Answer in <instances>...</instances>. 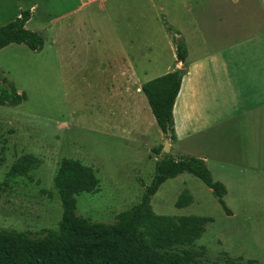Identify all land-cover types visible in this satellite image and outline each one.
I'll return each instance as SVG.
<instances>
[{
    "label": "rangeland",
    "instance_id": "1",
    "mask_svg": "<svg viewBox=\"0 0 264 264\" xmlns=\"http://www.w3.org/2000/svg\"><path fill=\"white\" fill-rule=\"evenodd\" d=\"M27 1L25 9L32 16L26 27L38 31L44 44L40 50L23 43L0 49L2 75L26 95L20 104L0 105V230L38 237L57 226L62 206L53 176L63 157L92 166L99 178L95 192L76 195V213L112 223L117 213L139 201L144 185L151 181L155 160L164 153L165 138L156 123L146 126L143 138L120 128L109 130L104 89L117 73L109 68L118 67L121 54L138 58L136 48L143 43L162 45L165 30L155 21L149 0H109L103 10L93 4L62 19L58 16L72 9L73 0ZM86 37H94L99 45L87 48ZM145 51L151 59L148 66L156 71L170 58V51L162 46ZM28 152L42 159L32 171L33 178H17L5 185L9 166ZM211 167L213 179L218 180ZM229 186L224 201L230 214L212 190L189 172L165 180L151 206L157 214L212 217L195 242L196 247L205 246L203 264H244L248 259L264 264V185L248 184L243 190ZM184 190L192 202L176 206Z\"/></svg>",
    "mask_w": 264,
    "mask_h": 264
},
{
    "label": "crops",
    "instance_id": "2",
    "mask_svg": "<svg viewBox=\"0 0 264 264\" xmlns=\"http://www.w3.org/2000/svg\"><path fill=\"white\" fill-rule=\"evenodd\" d=\"M28 2L0 0V26L26 10ZM108 2L73 0L72 9L58 17L76 14L93 4L103 10ZM149 3L155 21L165 30L162 45L143 43L136 48L138 58L121 54L118 67L109 68L117 73L104 89L106 126L110 131L120 128V132L142 138L147 125L158 126L141 84L177 68L180 61L171 41L174 34L182 38L187 53L173 106L175 139L170 141L168 153L204 158L226 191L229 184H236L238 190L248 184L264 185V0ZM83 44L87 48L99 45L94 37H86ZM160 46L170 51V58L156 71L158 68L148 66L151 59L145 50Z\"/></svg>",
    "mask_w": 264,
    "mask_h": 264
},
{
    "label": "trees",
    "instance_id": "3",
    "mask_svg": "<svg viewBox=\"0 0 264 264\" xmlns=\"http://www.w3.org/2000/svg\"><path fill=\"white\" fill-rule=\"evenodd\" d=\"M32 11L26 9L0 26V49L11 43H23L31 50H40L43 36L26 27ZM177 61L184 62L186 46L181 37L174 36ZM184 69L175 68L141 84V89L164 138L175 139L173 106L179 92ZM26 98L8 84L0 71V105H17ZM158 153V151H157ZM42 163L34 153L19 155L4 174L3 183L17 178L32 179V171ZM189 172L208 186L220 205L225 204L224 185L214 180L204 158L192 155L172 156L164 152L155 160L149 184L144 185L138 202L117 213L112 223L91 221L76 213V195L93 193L99 187L95 169L72 157L59 160L53 176V187L62 206L56 227L47 228L38 237L24 232L0 230V264H203L205 246H195L212 221L210 216L157 214L151 198L168 178ZM192 196L182 191L175 202L185 206ZM244 264H262L248 259Z\"/></svg>",
    "mask_w": 264,
    "mask_h": 264
},
{
    "label": "water",
    "instance_id": "4",
    "mask_svg": "<svg viewBox=\"0 0 264 264\" xmlns=\"http://www.w3.org/2000/svg\"><path fill=\"white\" fill-rule=\"evenodd\" d=\"M183 67V62H179L177 68H182ZM162 150L166 153L170 151V140L166 137L164 140L163 148Z\"/></svg>",
    "mask_w": 264,
    "mask_h": 264
}]
</instances>
